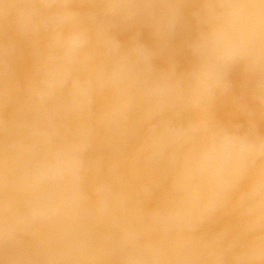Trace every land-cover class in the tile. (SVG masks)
<instances>
[{"label":"clouds","instance_id":"clouds-1","mask_svg":"<svg viewBox=\"0 0 264 264\" xmlns=\"http://www.w3.org/2000/svg\"><path fill=\"white\" fill-rule=\"evenodd\" d=\"M0 264H264V0H0Z\"/></svg>","mask_w":264,"mask_h":264}]
</instances>
